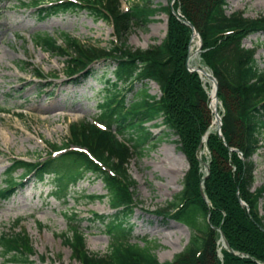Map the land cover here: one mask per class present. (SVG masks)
<instances>
[{"label": "trees", "instance_id": "trees-1", "mask_svg": "<svg viewBox=\"0 0 264 264\" xmlns=\"http://www.w3.org/2000/svg\"><path fill=\"white\" fill-rule=\"evenodd\" d=\"M44 1L49 0H32V4L39 6ZM141 1L127 12L119 0H61L36 11L41 20L87 13L114 25L120 45L109 48L85 46L68 34H63L61 44L49 34L36 37L42 49L66 57L70 77L89 70L95 62H104L105 77H111L106 79L107 94L98 121L106 130L89 122L72 124L70 139L63 148L67 152L40 165L15 161L6 176L7 188L0 189V198L9 199L22 186L13 180V173L20 168H24L25 177L33 174L38 182L53 179L57 193L66 197L88 176L102 181L107 195L87 199L109 198L114 210L112 215L96 214L95 219L110 237L107 253L91 252L78 224L60 235L80 264H264V216L260 213L264 186L253 191L257 170L254 158L264 147V66L256 58V48L243 45L249 36L264 34V15L251 19L243 12L229 14L227 0H175L174 10H179L182 19L191 22L201 35V60L218 81L223 107L222 136L213 131L207 139L210 159L205 178L199 148L211 130L214 115L200 75L187 68L192 29L173 14L170 6L165 7L162 10L169 15L167 37L150 49L132 51L124 35L132 25H148L159 12L149 0ZM89 72L93 74L94 69ZM151 82L160 87V97L150 93ZM123 87H127L124 95ZM161 119L169 132L178 136L190 169L176 200L157 213L171 212L174 220L193 230L184 251L164 263L154 252L157 246L153 242H133L131 217L136 208L137 183L126 166L134 154L156 147V137L147 124ZM221 233L229 244L222 248V257ZM34 253L26 232L0 236V255L8 260L34 264Z\"/></svg>", "mask_w": 264, "mask_h": 264}, {"label": "rangeland", "instance_id": "rangeland-1", "mask_svg": "<svg viewBox=\"0 0 264 264\" xmlns=\"http://www.w3.org/2000/svg\"><path fill=\"white\" fill-rule=\"evenodd\" d=\"M227 1L229 13L241 11L252 19L264 15V0ZM31 2L0 0V189H6L5 176L13 161L38 163L52 155V145L64 147L70 139V126L91 123L98 118L107 94L109 75L105 77V64L96 63L93 74L83 72L75 80L71 79L64 66L65 59L47 53L36 44V37L46 33L61 42L65 33L85 46L109 48L114 42L111 25L97 21L87 13L61 14L41 20L33 12ZM173 2L149 0L152 8L159 12L148 25H132L124 35L132 51L146 50L165 39L168 15L162 9L172 6ZM138 4H141L140 0H123L125 10ZM243 44L246 48H256V58L263 67L264 34L251 35ZM190 64L201 66L199 54L190 60ZM37 71L41 72L43 80L35 77ZM149 90L152 95L161 96L157 84L150 83ZM57 100H61V104L55 108ZM3 111L6 113H1ZM155 123L159 125L155 126ZM147 125L156 137V147L146 149L141 155L134 154L126 165L137 183L134 190L137 203L131 217L133 242H153L157 246L154 252L164 263L173 261L183 252L193 235V230L174 220L171 212L157 213L175 201L182 191L190 163L179 148L178 136L169 132L162 119ZM165 133L168 134L164 136ZM160 137L163 139L158 140ZM199 157L203 162L210 158L206 149ZM254 160L257 170L253 190L256 191L264 186V147ZM172 170H180L181 174H170ZM23 176L24 170L19 169L13 180L21 183ZM24 184L9 199L0 198V236L26 231L35 252L31 256L34 264H80L60 237L78 224L86 234L87 248L101 255L107 253L110 237L95 219L96 214L114 213L110 200L87 199L90 195L107 194L102 181L88 176L73 187L67 197L57 193L53 179L38 182L32 177ZM260 209L264 216V197L260 200ZM0 264L24 263L0 255Z\"/></svg>", "mask_w": 264, "mask_h": 264}, {"label": "water", "instance_id": "water-1", "mask_svg": "<svg viewBox=\"0 0 264 264\" xmlns=\"http://www.w3.org/2000/svg\"><path fill=\"white\" fill-rule=\"evenodd\" d=\"M190 27L191 29L193 30V36L192 38L195 37V35H198L199 33L197 32V30L195 29V27L189 23V22H186ZM201 47H202V41H201V46H200V49L199 51L201 50ZM189 69L191 71H198L199 73H203L205 74L206 76H208V78L210 79V81L214 84V87H215V98L217 100V102H219V99H218V95H217V91H218V82L216 80V78L213 76V74H209L205 69H202V68H191L189 67ZM213 113L215 114V118H216V123L218 124V131L219 133L221 134V126H222V118L221 116L219 115V112L217 109H213L212 110ZM242 204H244L243 202H241ZM227 244V243H226Z\"/></svg>", "mask_w": 264, "mask_h": 264}, {"label": "bare ground", "instance_id": "bare-ground-1", "mask_svg": "<svg viewBox=\"0 0 264 264\" xmlns=\"http://www.w3.org/2000/svg\"><path fill=\"white\" fill-rule=\"evenodd\" d=\"M198 44H199V38L197 37V36H195V38H194V42H193V46H192V48H191V59H193V58H196L197 57V53H196V46H198ZM204 82L206 83V84H208V78H207V76H205L204 75ZM210 93H211V98H212V106H213V108L215 109V108H218V106H219V104L217 103V101H216V98H215V90H214V86L212 85L211 86V89H210ZM61 104V100H57V102L55 103V105L53 106V107H57V106H59ZM170 172V174H173V175H180L181 174V171L179 170V171H176V170H172V171H169Z\"/></svg>", "mask_w": 264, "mask_h": 264}]
</instances>
